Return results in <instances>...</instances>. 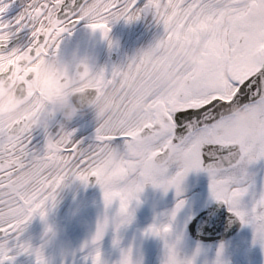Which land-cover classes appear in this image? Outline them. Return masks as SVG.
Here are the masks:
<instances>
[{"label": "snow or ice", "instance_id": "6c2138e0", "mask_svg": "<svg viewBox=\"0 0 264 264\" xmlns=\"http://www.w3.org/2000/svg\"><path fill=\"white\" fill-rule=\"evenodd\" d=\"M12 3L0 0V78L19 86L33 115L40 114L43 96L21 66L39 67L54 58L70 84L75 73L59 51L65 34L81 22L98 30L111 47V24L151 15L161 30L150 47L166 72L183 83L166 87L161 68L138 53L110 68H95L93 83L102 91L105 107L96 113L94 138L87 146L76 129L49 127L41 129L44 143L38 148L34 130L21 132L0 121V264L30 252L23 237L28 223L37 214L46 216L69 176L85 183L95 178L105 208L116 203V213L123 216L115 225L118 230L131 221L132 202L146 184L175 188L179 196L187 174L204 171L210 197L223 206L203 209L209 227L220 226L230 215L250 226L253 244L264 249V182L250 168L264 160V0H167L164 9L151 0H23L21 10L5 18ZM25 29L26 43L9 46ZM180 45L203 61L199 74L193 61L169 51ZM137 83L146 97L133 91ZM233 105L241 106L246 118L231 113ZM229 123H238L242 131L224 133L221 129ZM183 204L178 199L166 222L144 229L164 241L161 264H196L201 252L197 245L191 254H181V235L171 238ZM191 227L195 229V220ZM102 237L92 238V264H103ZM223 251L221 243L212 264H229ZM35 258L36 264H45L42 254ZM115 264H133L131 248L121 249Z\"/></svg>", "mask_w": 264, "mask_h": 264}, {"label": "bare ground", "instance_id": "6f19581e", "mask_svg": "<svg viewBox=\"0 0 264 264\" xmlns=\"http://www.w3.org/2000/svg\"><path fill=\"white\" fill-rule=\"evenodd\" d=\"M22 6L23 2L21 3ZM160 30L151 15L143 16L131 22L120 19L111 24L109 35L113 44L110 47L108 40L98 30L93 31L85 22H81L75 26L70 34H65L59 54L62 52L63 47L67 46L71 49V53L67 58H70V61L73 58L77 59L78 56L75 52L74 44L76 42L81 46L80 42H85L81 46H85V50H78L79 58L89 55L94 68L98 69L101 66L110 68L112 64L121 63L136 54L139 47L148 46L153 43ZM113 53L116 54L117 58L112 62L110 56ZM176 55L182 54L177 53ZM96 123V113L89 110L84 115L74 118L66 125V128L76 129V137L83 138V143L87 146L94 138ZM33 143L38 148L42 147L44 133L41 129L34 130ZM172 170L174 169L170 171ZM141 193L147 195V201L145 204H140L139 201L133 200L131 205L133 217L131 221L122 224L118 230L112 227L98 242L103 262L113 261L114 258L112 256L114 251L116 249H119V251L124 249L129 229L133 227V224H137L140 231L144 232L146 226L153 222L167 221L168 217L166 214L155 215L156 213L148 210L149 206H155L156 193L154 190L151 188L146 191L142 190L139 196ZM171 200H174V198H171ZM94 202L97 203V207L100 209H104L105 211L108 209L105 208L100 185L95 183L93 186H88L85 183L83 184L80 179L69 176L57 189L55 204L48 206L46 216L41 218L38 214L35 215L28 223L23 237L26 238L27 231L38 232L45 221L50 224L54 223L62 227V235L71 239L73 247L67 252L60 250L55 245L44 248L45 264L92 263L91 254L96 245L92 244L90 248H80L79 245L82 241L89 239L88 233L82 227L81 221L87 219L94 223L92 214H88L86 212L87 209H85V206H92ZM94 206L96 207V205L92 207ZM117 207L118 205L114 203L109 208L115 213ZM140 219L143 220L141 224L138 222ZM179 234L181 235L180 241L186 239V234L182 228L179 230ZM154 236L156 239L154 250L161 252L164 249V241L159 236ZM4 262L7 264H36V258L30 252H22L19 255H14L12 260Z\"/></svg>", "mask_w": 264, "mask_h": 264}, {"label": "clouds", "instance_id": "9594fccd", "mask_svg": "<svg viewBox=\"0 0 264 264\" xmlns=\"http://www.w3.org/2000/svg\"><path fill=\"white\" fill-rule=\"evenodd\" d=\"M154 7L164 9L167 0H151ZM169 51L176 55L180 53L194 62L193 71L199 74L202 70L203 61L193 54V51L180 45L169 47ZM137 53L151 59L161 68L162 78L166 87L178 86L183 81L173 74L167 73L163 65L158 61L157 53L148 46H141ZM71 66L74 71L71 83L67 84L63 79V65L54 58H49L37 67L36 64L26 63L21 67L31 73L33 87L42 93L43 103L40 114H32L30 101L19 90L18 85L10 83L7 79L0 78V121L8 125H14L18 131L27 132L35 129H46L49 127L64 128L77 116L84 115L91 110L95 113L102 112L105 105L102 91L97 89L93 83L96 79L95 68L88 62L73 58ZM133 91L146 97L147 92L139 83L133 86ZM229 111L239 119L246 118V112L239 105H233ZM20 117H24L22 123H17ZM224 133L232 135L241 132L238 123L225 124L222 129ZM123 220V216L116 212L109 216L106 212L97 217L95 222L87 219L81 221L82 227L88 233L89 239L82 241L80 248H90L92 238L105 233ZM26 231V230H25ZM62 227L50 224L47 221L41 226L38 232L27 231L25 241L35 257L43 254V249L55 245L62 251L72 249L71 239L62 235Z\"/></svg>", "mask_w": 264, "mask_h": 264}, {"label": "flooded vegetation", "instance_id": "af4514ba", "mask_svg": "<svg viewBox=\"0 0 264 264\" xmlns=\"http://www.w3.org/2000/svg\"><path fill=\"white\" fill-rule=\"evenodd\" d=\"M22 2H23L22 0H13V3L9 6V8L5 12V18L14 17L21 10ZM27 40H28V32H27V29H25L17 37L13 38L10 41L9 46H15L18 43L24 44L26 43ZM69 52L70 50L68 49L66 51L65 56H68L70 54ZM207 180H209V178L206 175V172L194 170V171L189 172L182 182L183 191L179 195L181 198L185 199L182 213L187 223L201 209L206 208L209 203L214 201L210 197L209 187H208L209 181ZM143 191H146L145 187ZM147 198L148 197L146 194L141 193L138 201L140 202V204H145L147 201ZM175 205L176 203L171 201L167 195L159 194L156 196L155 206L153 207L149 206L148 210H151L152 212L156 213L155 215H160V214L167 215V213H169L171 209L175 207ZM180 209L177 212L175 220L178 219L180 216H182V214L180 213ZM138 222L141 224L143 220L140 219ZM136 227H138V225L133 224V227H131L130 230H135ZM181 228L183 229L181 223H179L178 231ZM184 232L186 234L185 230ZM173 233H174V226H173L172 233H171L172 239H173V236H172ZM187 235H188V239L178 244V249L180 250L181 254H191L196 249L197 245H199L201 248V252L197 256L196 264H212V262L208 260L207 250L208 249L210 250L218 249L221 242L206 243V242H200L198 240H195L191 238L189 234L188 226H187ZM137 237L139 238V243L143 245H139V246L137 245L135 247L136 249L134 250V253H132L133 264H161V259L163 256L164 249L161 252H157L154 250V245L156 243L155 236L152 234L146 233L145 231L141 232L139 229V234L137 235ZM116 261H118V259H116L115 261H106V262H103V264H115ZM84 264H92V263L86 262Z\"/></svg>", "mask_w": 264, "mask_h": 264}, {"label": "rangeland", "instance_id": "374dc122", "mask_svg": "<svg viewBox=\"0 0 264 264\" xmlns=\"http://www.w3.org/2000/svg\"><path fill=\"white\" fill-rule=\"evenodd\" d=\"M232 242L227 243L224 245L223 257L229 262V257L232 256L231 251Z\"/></svg>", "mask_w": 264, "mask_h": 264}, {"label": "water", "instance_id": "95a60500", "mask_svg": "<svg viewBox=\"0 0 264 264\" xmlns=\"http://www.w3.org/2000/svg\"><path fill=\"white\" fill-rule=\"evenodd\" d=\"M114 57V56H113ZM232 232H229L228 234H231ZM228 235H224V236H222V238H225V237H227ZM212 239H214V238H212Z\"/></svg>", "mask_w": 264, "mask_h": 264}]
</instances>
